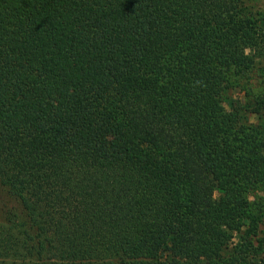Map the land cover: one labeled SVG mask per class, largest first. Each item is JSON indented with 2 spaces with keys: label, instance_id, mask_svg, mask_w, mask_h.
<instances>
[{
  "label": "trees",
  "instance_id": "obj_1",
  "mask_svg": "<svg viewBox=\"0 0 264 264\" xmlns=\"http://www.w3.org/2000/svg\"><path fill=\"white\" fill-rule=\"evenodd\" d=\"M251 2L0 0V264H264Z\"/></svg>",
  "mask_w": 264,
  "mask_h": 264
},
{
  "label": "rangeland",
  "instance_id": "obj_2",
  "mask_svg": "<svg viewBox=\"0 0 264 264\" xmlns=\"http://www.w3.org/2000/svg\"><path fill=\"white\" fill-rule=\"evenodd\" d=\"M253 10L258 12L260 17L263 19L261 22V32L264 33V0H252L251 2ZM242 86V85H241ZM264 61L257 62L256 68L249 74V80L246 87L243 89H232L227 90L224 93L223 104L226 109H230V103L236 99L242 103L253 102L261 99L264 95ZM262 117L264 118V109L261 111ZM246 119L249 123H257L258 117L250 112H245ZM264 197V193H250L249 200L251 202L256 201L259 198ZM260 236L264 237V219L260 225Z\"/></svg>",
  "mask_w": 264,
  "mask_h": 264
}]
</instances>
